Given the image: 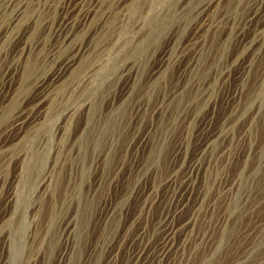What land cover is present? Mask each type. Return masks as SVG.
<instances>
[{"label": "rangeland", "instance_id": "374dc122", "mask_svg": "<svg viewBox=\"0 0 264 264\" xmlns=\"http://www.w3.org/2000/svg\"><path fill=\"white\" fill-rule=\"evenodd\" d=\"M77 5L94 8L84 25ZM263 13L264 0H0V109L33 69L13 109L32 111L23 134L0 120V264H162L170 224L168 264H263ZM76 47L39 100L34 81Z\"/></svg>", "mask_w": 264, "mask_h": 264}, {"label": "bare ground", "instance_id": "6f19581e", "mask_svg": "<svg viewBox=\"0 0 264 264\" xmlns=\"http://www.w3.org/2000/svg\"><path fill=\"white\" fill-rule=\"evenodd\" d=\"M213 1V0H212ZM218 2V1H217ZM230 2V1H229ZM208 3V2H207ZM218 4V3H217ZM128 5V4H127ZM201 5H202V3H201ZM208 5V4H207ZM19 6V5H18ZM188 6V5H187ZM239 6V5H238ZM258 6V5H257ZM133 7V6H132ZM206 7V6H205ZM75 8H77V14L76 15H78L79 16V19H80V21H81V23H83V25L84 24H86L87 22H89L90 21V19H91V16H92V11H93V7L91 6V5H89V7H83V5H80V6H75V7H73V9H75ZM197 8V7H196ZM217 9V8H216ZM257 9V8H256ZM182 10H183V8H182ZM181 10V11H182ZM200 11H203V10H200ZM237 11V10H236ZM257 11V10H256ZM255 11V12H256ZM203 13V12H202ZM19 11H17V12H15L14 13V15L16 16L15 18H17L18 16H19ZM129 14V13H128ZM197 14V13H196ZM264 14V13H263ZM214 15H215V13H214ZM74 16V15H73ZM198 16V15H197ZM210 17V16H209ZM212 17V16H211ZM14 18V19H15ZM20 18V17H19ZM252 18V17H251ZM259 18V17H258ZM197 19H199V18H197ZM210 19V18H209ZM211 20V19H210ZM209 21V20H208ZM12 22V21H11ZM73 19H71V20H69V19H67V20H64L61 24H60V27H59V29L60 30H64V29H67L66 30V32H65V34H66V37H65V40H66V38H67V33H68V31H71L72 30V28H73ZM197 22V21H196ZM210 22V21H209ZM215 22H217V21H215ZM220 22V21H219ZM161 23H163V22H161ZM205 24H207V23H205ZM196 25V24H195ZM218 26V25H217ZM71 28V29H70ZM207 28V27H206ZM204 30H206V29H204ZM203 32V31H202ZM201 32V33H202ZM206 33V32H205ZM203 34V33H202ZM223 43V42H222ZM143 48V47H142ZM87 49V48H86ZM138 50V49H137ZM85 52H86V50L85 49H83L82 47H76L75 49H74V51H73V53L63 62V63H61V66L59 67V69L52 75V78H53V80L50 82V80H49V82H47L46 80H44V78H37V80H35L34 81V83H33V87H36V89H37V91L39 92V97H40V99L39 100H41V101H43V99L45 100V96L46 95H48L50 92H49V88L51 87V85L52 84H55V83H57V82H59L60 80H62V78L64 77V75H65V73L67 72V71H69L73 66H74V64L76 63V62H78L80 59H81V57L83 56V55H85ZM137 52V51H136ZM142 52V51H141ZM135 53V52H134ZM140 53V52H139ZM132 54H133V52H132ZM81 62V61H80ZM12 63V62H11ZM16 63V62H15ZM25 63V62H24ZM30 62H29V60L28 59H26V64H25V68L23 69V71L21 72L22 74V76H21V80L19 81L20 83H19V85H18V88L15 90V92L13 91L12 93H10V98L8 99V101H7V104L5 105V106H3L1 109H0V120L1 119H3V117L4 116H7V115H11V118H8L9 120L7 121V126H6V128H9V129H17V130H22V134H23V132H24V130H25V128H24V125L25 124H27L28 122H30V121H28L29 119H31V117L29 116V115H31L30 114V112H32V111H28V109H25V110H21L20 112H18V113H15V114H13V109L14 108H16V106H17V104H18V97H20V96H18L17 94L20 92V90L21 89H24V90H26L25 89V87H26V85H25V83H26V78H27V76L29 75V74H31V73H29L30 71L32 72V68L30 67ZM77 65H79V63L77 64ZM167 65H168V63H167ZM77 67V66H76ZM72 70V69H71ZM7 71V68L5 69V72ZM73 72V71H72ZM71 72V73H72ZM33 73H35V72H33ZM70 73V74H71ZM22 77H23V79H22ZM28 77H30V76H28ZM3 79L2 78H0V90H1V88L3 87ZM5 87V86H4ZM31 89H32V87H31ZM24 90H21V91H24ZM28 90V89H27ZM49 92V93H48ZM8 96V95H7ZM6 96V97H7ZM38 98V97H37ZM39 103H40V101H39ZM42 103V102H41ZM50 104V103H49ZM40 106V105H39ZM48 106V105H47ZM1 107V106H0ZM46 108V107H45ZM48 111V110H47ZM40 113H39V115L38 116H34L33 117V119H35V120H39L40 118H42L46 113H44V110L42 109H40V111H39ZM46 112V111H45ZM46 116V115H45ZM32 119V120H33ZM5 128V129H6ZM5 132V131H4ZM3 146V145H2ZM1 148V147H0ZM81 149V148H80ZM110 149V148H109ZM2 149H0V154L2 153ZM110 151V150H109ZM78 154V153H77ZM81 155V154H80ZM81 157V156H80ZM84 159H86V158H84ZM83 164H85V163H83ZM77 165V164H76ZM70 167H72V166H70ZM77 166H75V168H76ZM80 167V166H79ZM194 167V166H193ZM21 168V167H20ZM72 169V168H71ZM1 170V169H0ZM192 170V169H191ZM83 173V172H82ZM53 174V173H52ZM51 174V175H52ZM5 175V174H4ZM83 175V174H82ZM190 175V174H189ZM3 176V175H2ZM2 176H0V177H2ZM191 176V175H190ZM49 177V176H48ZM4 178V177H3ZM82 178V177H81ZM100 178V177H99ZM192 178V177H191ZM3 179L2 178H0V181H2ZM173 181V180H172ZM50 182V181H49ZM3 183H4V181H3ZM79 183V182H78ZM190 183V182H189ZM2 185V184H1ZM48 185V184H47ZM78 187V186H77ZM72 188V187H71ZM74 188V187H73ZM175 212V211H174ZM169 214V213H168ZM166 228H165V230H164V236H163V239H162V241L158 244V246L156 247V250H155V255H156V257H157V259H158V261H159V263H162L163 264V262H164V264H168V262H169V258H166V257H168V253H169V251L171 250V248H172V236H173V233L176 231V229H178L175 225H173V224H170V225H168V226H165ZM264 257V256H263ZM161 260H162V262H161ZM259 260V259H258ZM259 261H257V263H258ZM237 263H239V262H237ZM236 263V264H237ZM239 264H241V263H239ZM254 264H255V262H254ZM264 264V263H263Z\"/></svg>", "mask_w": 264, "mask_h": 264}]
</instances>
